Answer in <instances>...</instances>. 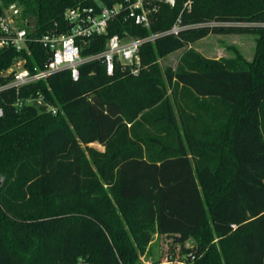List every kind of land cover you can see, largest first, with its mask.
<instances>
[{"label": "trees", "instance_id": "obj_1", "mask_svg": "<svg viewBox=\"0 0 264 264\" xmlns=\"http://www.w3.org/2000/svg\"><path fill=\"white\" fill-rule=\"evenodd\" d=\"M0 1L41 36L68 32V9L122 0ZM187 1L162 3L150 29L120 17L78 42L87 57L114 34L187 26L142 45L138 76L119 65L109 76L96 60L78 80L63 71L2 94L0 264H141L154 235L173 238L187 264H264V0ZM225 33L256 35L254 60L192 48ZM30 48L0 49V84L19 58L46 67L50 53Z\"/></svg>", "mask_w": 264, "mask_h": 264}, {"label": "built area", "instance_id": "obj_2", "mask_svg": "<svg viewBox=\"0 0 264 264\" xmlns=\"http://www.w3.org/2000/svg\"><path fill=\"white\" fill-rule=\"evenodd\" d=\"M162 3L174 6L176 0H122L111 7L98 4L94 6H78L66 10L64 17L69 26L68 32L55 33L48 32L44 35H35L26 26L22 16V9L17 4L6 6L0 1V49H13L18 53H25L31 56L30 45L37 43L42 45L49 53L50 58L44 69L34 72L25 67L26 59L19 58L2 75L10 76L7 83L0 84V98L5 92L46 81L51 75L70 71L73 80H78L80 66L96 60H101L107 74L112 76L117 65L123 70H128L132 75L138 76L142 69V58L140 50L146 42H153L156 38L174 34L187 26H182L178 21L171 30L150 34L147 37H135L128 32L123 35L114 34L108 37L105 49L98 54L84 57L82 56V46L80 41L86 42L93 37L108 36L111 23L123 17L124 20L131 21L135 25L150 29L154 16L158 13ZM192 1L185 3V8H191ZM70 25H73L70 27ZM41 96L30 97L25 101L18 100L16 107H23L25 104H32L41 99ZM4 115V109L0 103V117ZM181 264H184L181 263Z\"/></svg>", "mask_w": 264, "mask_h": 264}, {"label": "rangeland", "instance_id": "obj_3", "mask_svg": "<svg viewBox=\"0 0 264 264\" xmlns=\"http://www.w3.org/2000/svg\"><path fill=\"white\" fill-rule=\"evenodd\" d=\"M192 48L206 58L220 59L239 55L247 62H252L257 51V36L239 33L210 34L192 45ZM181 53L182 51H178L160 59L158 61L160 69L164 71L168 67L175 68ZM46 108L50 110L52 106L46 105ZM93 147L102 150L97 144ZM189 245H191L190 242ZM173 248H175L173 238L154 235L145 253L140 256L139 262L141 264H181L183 262L187 264L186 258L180 256L178 248Z\"/></svg>", "mask_w": 264, "mask_h": 264}, {"label": "crops", "instance_id": "obj_4", "mask_svg": "<svg viewBox=\"0 0 264 264\" xmlns=\"http://www.w3.org/2000/svg\"><path fill=\"white\" fill-rule=\"evenodd\" d=\"M95 144H97V143H95ZM94 144H92L91 146H93ZM97 145H99V144H97ZM99 146H101V145H99ZM101 148H102V150L101 151H103L104 150V148L101 146Z\"/></svg>", "mask_w": 264, "mask_h": 264}, {"label": "water", "instance_id": "obj_5", "mask_svg": "<svg viewBox=\"0 0 264 264\" xmlns=\"http://www.w3.org/2000/svg\"><path fill=\"white\" fill-rule=\"evenodd\" d=\"M73 25H70V27H72Z\"/></svg>", "mask_w": 264, "mask_h": 264}]
</instances>
